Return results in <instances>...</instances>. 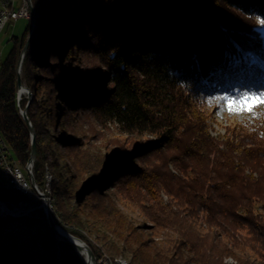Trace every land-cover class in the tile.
<instances>
[{
    "label": "trees",
    "instance_id": "obj_1",
    "mask_svg": "<svg viewBox=\"0 0 264 264\" xmlns=\"http://www.w3.org/2000/svg\"><path fill=\"white\" fill-rule=\"evenodd\" d=\"M218 1L32 0L37 27L21 75L32 100L23 96L17 103L31 19L1 61L0 132L26 165L32 157L30 126L20 113L26 110L36 133L39 185L46 164L59 167L47 157L54 155L52 145L80 148L67 118L60 121L65 141L50 131L53 110L43 106V89L64 101L63 115L89 111L99 126L113 123L133 139L110 155L86 151L84 160H75L80 172L71 186L57 171L51 183L56 223L92 242L83 232L89 225L95 242L113 256L130 257V264H227L228 257L264 264V214L256 212L264 202V119L243 115L241 126L213 137L208 119L223 101L207 103L264 90V0H220L230 8L226 15ZM171 165L178 175L169 172ZM111 188L142 211L152 230L130 221ZM0 199L27 198L0 185ZM21 220L0 218V264H56L58 253L66 264H84L47 223L24 240L9 237Z\"/></svg>",
    "mask_w": 264,
    "mask_h": 264
},
{
    "label": "rangeland",
    "instance_id": "obj_2",
    "mask_svg": "<svg viewBox=\"0 0 264 264\" xmlns=\"http://www.w3.org/2000/svg\"><path fill=\"white\" fill-rule=\"evenodd\" d=\"M20 4H21V0H16L15 6L17 9L19 8ZM218 4L221 8L223 7L222 8L223 14L226 15V13L228 12L230 8L222 5L220 0L218 1ZM30 16H31L30 19L32 20V15ZM29 23H30L29 19L20 18L18 20H12L10 23H8L6 27H4L3 30H0V60L1 61H4L8 57L10 51L13 48L14 43L11 40L12 37L21 38L27 26L29 25ZM262 27L264 28V26ZM77 60H80L79 56L77 57ZM93 61L94 60L85 57L86 63H90ZM83 65L85 67V63H83ZM81 70L83 72L84 68H82ZM42 86H45V85L43 84ZM41 97L43 100V106L45 110L47 111L53 110L52 118H51L53 121V124L52 123L49 124L50 131L52 133L56 132L57 136L63 137L64 138L63 140L65 141L66 138L63 134V131H62L63 127L60 124V121L61 120L63 121L65 118H67V120L70 122L67 128L70 131V133L77 136L78 146L80 147L79 149L70 150L68 149L67 146L61 143V141H57L54 145H52L54 155H51L50 153V154H47V157L50 158L49 160H51L52 162H58V165H59L58 168H55L53 164L45 165V176L47 172H49V174L52 176V180L54 178L56 179L57 177L56 171H57L59 174H61V177L63 178V180H66L68 184L71 186L72 184L77 182V178L80 172L78 170L77 165L75 164V160L77 162L81 161V158L83 157L84 153H86V151L90 150L92 152H95V154H99V155H106V154L110 155L113 151L117 149V147L119 146L127 147L133 140L128 136L121 135L118 131L117 126L113 123L109 124L108 126H99L98 124H96L95 120H93L91 116V112L89 111L86 113H81V114L80 113L71 114V112L66 110L67 112L65 113V115H63L64 114L63 109L65 107L64 101L57 100L55 92L51 94V93L46 92L45 89H43ZM29 98H30L29 100H32L31 96H29ZM219 111H220V115H218V111L216 112L214 111L215 113L211 114L210 118L208 119V129H209L210 134L213 137H224L227 134L228 130L231 131L232 129L238 128V126H241L243 122H245V117L243 115H228V113H226L225 111H222V109H220ZM86 120H88V122ZM223 139L224 138H221V140ZM134 140L138 141L137 138H134ZM12 153L14 155L13 151ZM75 156L77 159L75 158ZM84 159L85 157H83V160ZM169 172L175 175L179 174L177 173L173 165L169 167ZM0 173H2L1 169H0ZM170 184H172V181L170 182ZM0 185H9L8 181L4 177H2L1 174H0ZM39 186L43 189L46 186V182L43 186L42 185H39ZM109 193L112 196L113 200L115 201L116 206L130 219V221H132L134 224L138 226H144L145 228H147L148 231L152 230L153 223L142 213V211L138 207L134 205L133 206L127 205V203H125L122 197L120 198V196H118L117 190L115 188L109 189ZM51 195H52V188H51ZM162 199L164 202H168L170 200L169 196L164 193L162 194ZM74 206L77 208V210H79L80 217L83 219V221H85V223L88 224L87 219L85 215L83 214V207L81 206V204H78L75 202ZM53 208L55 211V215L57 216V219H59V216L57 215V212L54 206ZM256 212L258 214L259 213L264 214V202H261L256 206ZM37 216H39L38 219L32 218V219L37 220V222L33 220L34 222L28 225V224H25V222H23L24 220H21V222L17 224V226L19 227V231H20V236L18 238H21L24 240L25 233L27 232L34 233L39 228L43 227V224L47 223V220L43 214H40V215L37 214ZM89 228H90L89 225L84 226V229H85V231H83L84 235L89 240L95 242L96 238L91 232L88 231L90 230ZM65 230L68 231L67 229ZM153 236L156 237L157 241H160L162 239L161 235L155 234ZM78 239L81 240L82 242L89 244L91 247L94 248L93 246L94 243L81 239V238H78ZM23 240H19V242ZM96 244L98 245V248L103 250L110 257L112 258L122 257L123 259L130 262V257L124 256V255L113 256V253L108 251L107 248H105V246L103 245V243L96 242ZM75 251L80 256L79 252L76 249ZM61 260H63L62 257L60 259L58 258L57 263L59 264ZM225 262L227 264H237V261L233 257L226 258Z\"/></svg>",
    "mask_w": 264,
    "mask_h": 264
},
{
    "label": "built area",
    "instance_id": "obj_3",
    "mask_svg": "<svg viewBox=\"0 0 264 264\" xmlns=\"http://www.w3.org/2000/svg\"><path fill=\"white\" fill-rule=\"evenodd\" d=\"M16 0H13L6 6L4 16H0V23H4V27L8 25L12 20H18L20 18L30 19L31 9L33 3L31 0H21L19 8H16ZM25 53L21 55V64L19 62L18 74L21 75L22 64ZM1 65V60H0ZM29 91L27 87H23L18 92L17 103L20 106V102L24 97L28 98ZM23 116L24 110H20ZM0 169L2 171L1 176L4 177L9 185L20 191L26 196V200L20 202H7L0 199V217H6L7 215H18L20 218H37L40 214L45 217L49 208L45 206V192L48 187V183H51L47 175L45 176L46 186L42 189L35 180V159H30L26 165L22 166L12 153L11 147L7 144L6 140L0 132ZM53 215V214H52ZM19 230L13 226L8 230V235L12 236L18 234ZM87 245L85 242H83ZM88 246V245H87ZM94 261H89L86 256L81 255L85 264H103V260L98 257L93 249ZM59 264H65L63 260Z\"/></svg>",
    "mask_w": 264,
    "mask_h": 264
},
{
    "label": "water",
    "instance_id": "obj_4",
    "mask_svg": "<svg viewBox=\"0 0 264 264\" xmlns=\"http://www.w3.org/2000/svg\"><path fill=\"white\" fill-rule=\"evenodd\" d=\"M31 15H32V29H31V32H30V34L28 36L27 42L25 44V47L23 49V53H26V51L28 50L29 45L31 43V40H32V38L34 36V33L36 31V27H37V17H36V14H35L34 7H32V9H31ZM20 64H21V61H20ZM18 86H19V90H21L24 87L23 82H22V78H21V75L20 74L18 76ZM30 96L32 97V94ZM23 118L27 122V124L30 126V130H31V137H32V157H31V159H36V156H37L36 133H35V129L33 128L32 124H31V122H30V120H29V118L27 116L26 110L23 113ZM117 166H118V163L111 165L109 171L107 172V174H109L110 172H112V170H114V168H116ZM7 186H9V185H7ZM1 200H3V199H1ZM3 201H5V200H3ZM7 202H10V201H7ZM0 218H3V217H0ZM11 218H14V217H11ZM45 218L47 220L48 225L55 232V235H56V237L58 238L59 241H62V242H66V243L71 244L79 252L80 257H81V255L86 254L87 255V258L89 259V261H94V254H93V252H92V250H91V248L89 246L85 245L81 240H79L78 238H76L75 236H73L72 234H70L68 231L67 232L70 235H72L73 237H75L77 240H79L81 242L80 243L81 245H79V244H77L75 242H72L67 236H65V235H63L61 233L60 230L61 229L65 230V229L63 227H61L59 224L56 223V218L52 215V213H51L50 210H48V213H47V215H46ZM14 219L21 220V219H28V218H14ZM13 226L17 227L18 230H19V227L17 225H13ZM13 226H11V227H13ZM19 236H20V231L18 232L17 235H12V236L10 235L9 237H19ZM58 258L59 259L61 258V254L60 253H58V255H57V259ZM56 264H58L57 263V260H56ZM84 264H85V262H84Z\"/></svg>",
    "mask_w": 264,
    "mask_h": 264
},
{
    "label": "snow or ice",
    "instance_id": "obj_5",
    "mask_svg": "<svg viewBox=\"0 0 264 264\" xmlns=\"http://www.w3.org/2000/svg\"><path fill=\"white\" fill-rule=\"evenodd\" d=\"M259 22L264 24V20ZM221 101L223 104L220 107L228 115H249L264 119V111H257V109H264V90H246L241 92L239 96H219L209 99L207 103L211 106L214 103L219 104ZM218 115H220V111H218Z\"/></svg>",
    "mask_w": 264,
    "mask_h": 264
},
{
    "label": "bare ground",
    "instance_id": "obj_6",
    "mask_svg": "<svg viewBox=\"0 0 264 264\" xmlns=\"http://www.w3.org/2000/svg\"><path fill=\"white\" fill-rule=\"evenodd\" d=\"M13 0H6L3 5L2 8L0 10V16H4V12L6 11V6L9 5V3H11ZM4 29V23H0V30ZM29 93L30 90L28 89ZM30 96V94H29ZM28 96V99H30ZM47 178L50 182H52V176L49 174V172H47ZM51 183H48V187L46 188V192H45V206L47 208L50 209L51 213L53 214V216L55 218H57V216L55 215V211L53 208V199L51 197ZM6 217H14V218H20V216L18 215H7ZM4 218V217H3ZM61 233L65 236H67L72 242H75L79 245H81L80 241L77 240L75 237H73L72 235H70L67 231L61 229L60 230ZM17 235V234H14ZM93 242V241H92ZM94 243V248L91 247L89 244H87L91 249H93V251L95 252V254L100 257L103 260V264H130V262H128L127 260L123 259L122 257L119 258H112L110 257L107 253H105L103 250H101L100 248H98V245L96 244V242ZM96 246V247H95ZM83 256H86V254H83Z\"/></svg>",
    "mask_w": 264,
    "mask_h": 264
}]
</instances>
